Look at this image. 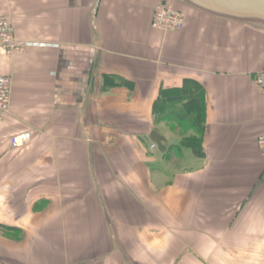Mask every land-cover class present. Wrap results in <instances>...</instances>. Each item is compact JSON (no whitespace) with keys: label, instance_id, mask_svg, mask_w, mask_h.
<instances>
[{"label":"crops","instance_id":"0c3cea01","mask_svg":"<svg viewBox=\"0 0 264 264\" xmlns=\"http://www.w3.org/2000/svg\"><path fill=\"white\" fill-rule=\"evenodd\" d=\"M163 2L180 32L153 28ZM3 19L29 46L0 52V264H264V0H0ZM186 85L203 157L155 115Z\"/></svg>","mask_w":264,"mask_h":264},{"label":"built area","instance_id":"2783aa9c","mask_svg":"<svg viewBox=\"0 0 264 264\" xmlns=\"http://www.w3.org/2000/svg\"><path fill=\"white\" fill-rule=\"evenodd\" d=\"M186 15L177 10L171 3H161L155 11L152 26L154 29L165 32H180L185 25ZM29 44L16 36L15 28L10 20H0V52L14 56L26 50ZM255 87L264 95V69L256 76ZM12 79L0 77V120H3L10 112L12 99ZM32 134L25 132L11 138L10 146L20 149L30 143ZM257 146L264 157V135L257 140Z\"/></svg>","mask_w":264,"mask_h":264},{"label":"trees","instance_id":"16d2710c","mask_svg":"<svg viewBox=\"0 0 264 264\" xmlns=\"http://www.w3.org/2000/svg\"><path fill=\"white\" fill-rule=\"evenodd\" d=\"M163 94L164 97L155 104L156 117L173 124L184 133L194 131L196 136L185 139L184 144L195 155L203 157L199 145L205 130V111L201 97L191 85H186L182 90L164 91Z\"/></svg>","mask_w":264,"mask_h":264}]
</instances>
